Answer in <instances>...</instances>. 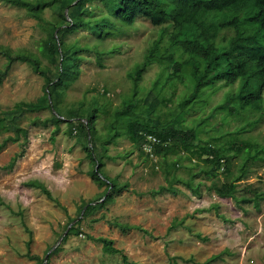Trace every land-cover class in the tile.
Wrapping results in <instances>:
<instances>
[{
  "label": "rangeland",
  "instance_id": "rangeland-1",
  "mask_svg": "<svg viewBox=\"0 0 264 264\" xmlns=\"http://www.w3.org/2000/svg\"><path fill=\"white\" fill-rule=\"evenodd\" d=\"M93 3L98 5L99 15L106 14L101 1ZM44 16L52 18L50 7L45 8ZM47 33L42 20L30 15L26 8L0 0L1 44L13 50L38 53ZM157 33L158 27L143 17H138L123 34L104 40L86 28L68 33L65 37L68 42L90 47L101 42V47H116V51L105 55L103 66L96 62L94 53L81 52L80 76L66 89L62 106L68 107L84 98L90 100L104 86L110 90L106 98L111 105H120L131 87L128 72L144 59ZM5 61L0 55V68ZM43 62L51 63L49 73L55 77V65L46 57ZM159 70L156 63L148 65L140 80L144 91L150 88ZM44 87L43 75L34 72L26 62L15 61L0 82V113L20 101L31 106L41 103ZM228 89L221 86L210 94L203 107L195 106L186 113L183 124L194 126L207 119V130L200 135L203 140L235 136L240 143L251 140L264 145V109L247 117L245 114L235 117L227 110L214 113ZM192 90L189 85L179 84L172 105ZM150 95L152 99L154 94ZM35 109H27L19 120L28 129L27 137L9 141L0 150V264H39L40 259L43 262L47 251L73 219H77L72 225L79 232L67 233L66 240L58 245L60 248L52 251L48 264H123L121 254L105 252L102 243L94 239L100 236L113 239L131 264H175L173 257L178 264H197L214 254L220 256L210 264H264V159L250 163L248 175L237 182L234 197L223 198L209 189L212 182L226 179L223 172L204 173L202 162L196 165L195 160L180 161L176 155H168L165 160L147 159L135 143L120 136L102 151L103 169L119 185L128 186L114 192L104 206L82 218L85 204L97 200L106 184L90 174L94 164L87 155L85 142L75 133L77 129L70 132L65 121L57 129L53 122L32 123L36 116L41 119L54 116L48 108ZM255 119L258 121L253 126L247 122ZM109 123L104 116L97 120L102 137ZM241 126L247 128L237 132ZM9 134L13 133L0 132V142ZM96 146L98 153L100 143L96 142ZM22 149L23 154L12 167H3ZM242 162V156L232 158L235 174ZM193 173L196 175L193 183L200 182L198 191L186 184ZM30 181L43 183L66 209L40 188L30 186ZM169 184H173V191L151 193ZM120 224L130 227L124 230ZM25 225L32 232L31 253L38 259L27 256L29 233Z\"/></svg>",
  "mask_w": 264,
  "mask_h": 264
},
{
  "label": "trees",
  "instance_id": "trees-1",
  "mask_svg": "<svg viewBox=\"0 0 264 264\" xmlns=\"http://www.w3.org/2000/svg\"><path fill=\"white\" fill-rule=\"evenodd\" d=\"M2 1L26 8L30 15L42 20L48 33L42 38L38 53L28 49L13 50L0 43V55L6 59L4 66L0 68V82L15 61L26 62L34 72L45 78L41 103L31 106L20 101L0 113V132L13 133L0 142V150L9 141L16 142L20 136L27 137L28 129L19 121L27 109L48 108L54 115L45 119L36 116L32 123L53 122L57 129L59 123L65 121L70 125V132L77 129L75 133L85 142L87 155L94 164L90 174L95 180L106 184L97 200L85 204L82 218L104 206L112 199L114 192L128 186L127 183L119 185L103 169L102 151L120 136L135 143L147 159L160 157L165 160L168 155H176L180 161L195 160L196 165L202 162L201 169L204 173L223 172L226 179L212 182L209 187L223 198L234 197L237 182L248 175L250 163L258 158L264 159V145L251 140L240 143L235 136L227 139L213 136L203 140L200 135L207 130V119L194 126L183 124L186 113L194 110L195 106L203 107L208 96L221 86H228L229 89L223 102L215 106L214 113L227 110L235 117L244 114L247 117L264 109V0ZM96 1L103 3L106 14L97 13L98 5L93 3ZM46 7L53 11L50 19L44 16ZM138 17L149 19L158 27V33L147 48L144 59L128 72L131 87L121 104L114 107L111 105L110 99L106 98L110 90L104 86L99 95L90 100L84 98L76 104L63 107L62 98L66 89L80 76V63L83 59L81 52L94 53L96 62L103 66L105 55L116 51V47H101V42L92 47L76 41L68 42L65 40L67 34L78 28H86L100 40H104L123 34ZM44 57L55 65V77H51V63L45 64ZM155 63L160 70L150 88L144 91L140 85L143 72L148 65ZM179 84L189 85L193 90L191 93H184L173 106L172 99ZM150 93L154 94L152 99ZM101 116L110 121L103 137L97 127V120ZM257 121L258 119L247 122L253 126ZM245 128L247 127L241 126L236 131ZM150 135L158 140L149 139ZM96 142L100 143L98 153L95 152ZM146 144H151L150 151L146 149ZM22 154L23 149L3 167H12ZM237 156H242L243 162L238 166L239 172L235 174L232 158ZM180 161H177V165ZM195 176L193 173L186 184L191 190L198 191L200 182L193 183ZM28 184L40 188L47 197L65 208L43 183L30 181ZM164 190L173 191V184L161 185L159 189L151 190V193L156 195ZM120 226L124 230L130 227L126 224ZM25 228L29 233L26 242L27 256L38 259L30 250L32 232L26 225ZM72 232L78 233L79 229L72 225L68 234ZM66 238L64 236L63 240ZM94 239L102 243L105 252L119 253L123 264H131L123 251L114 245L113 239L103 236ZM59 248L57 246L54 250ZM219 256L214 254L197 264H210ZM173 262L178 264L176 257H173ZM41 263L40 259L39 264Z\"/></svg>",
  "mask_w": 264,
  "mask_h": 264
},
{
  "label": "water",
  "instance_id": "water-1",
  "mask_svg": "<svg viewBox=\"0 0 264 264\" xmlns=\"http://www.w3.org/2000/svg\"><path fill=\"white\" fill-rule=\"evenodd\" d=\"M96 170H97V166H96ZM83 212H84V209L82 211V215H83ZM77 219H74L69 225L68 227L65 229V231L62 233V235L59 237L58 241L47 251L44 259H43V262L41 264H46L48 262V259H49V255L50 253L60 244V242L63 240L64 236L67 235L70 227L72 226V224L76 221Z\"/></svg>",
  "mask_w": 264,
  "mask_h": 264
},
{
  "label": "built area",
  "instance_id": "built-area-1",
  "mask_svg": "<svg viewBox=\"0 0 264 264\" xmlns=\"http://www.w3.org/2000/svg\"><path fill=\"white\" fill-rule=\"evenodd\" d=\"M149 139H152V140H158L156 137H154V136H149ZM146 149L148 150V151H150L151 150V144H146Z\"/></svg>",
  "mask_w": 264,
  "mask_h": 264
}]
</instances>
